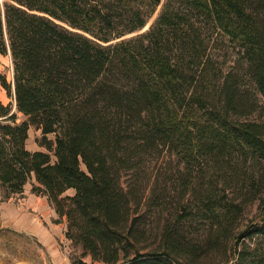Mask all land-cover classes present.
Here are the masks:
<instances>
[{
  "label": "trees",
  "instance_id": "obj_1",
  "mask_svg": "<svg viewBox=\"0 0 264 264\" xmlns=\"http://www.w3.org/2000/svg\"><path fill=\"white\" fill-rule=\"evenodd\" d=\"M0 55V188L72 264H264V0H0Z\"/></svg>",
  "mask_w": 264,
  "mask_h": 264
},
{
  "label": "rangeland",
  "instance_id": "obj_2",
  "mask_svg": "<svg viewBox=\"0 0 264 264\" xmlns=\"http://www.w3.org/2000/svg\"><path fill=\"white\" fill-rule=\"evenodd\" d=\"M10 68V58L0 55V73H8ZM0 100L5 104L11 101L1 84ZM19 117L20 122L22 115ZM249 120L264 121V111L253 114ZM49 139L54 138L49 136ZM41 141L42 133L32 129L28 150L46 152L40 146ZM34 185L35 179L27 184L23 194L15 196L8 195L0 188V263L72 264L71 254L80 253L81 249H73L66 239L67 219L57 214L56 206L50 204L46 197L33 191ZM74 194L75 191L70 190L65 196ZM240 223L242 229L261 223L258 206H249Z\"/></svg>",
  "mask_w": 264,
  "mask_h": 264
},
{
  "label": "crops",
  "instance_id": "obj_3",
  "mask_svg": "<svg viewBox=\"0 0 264 264\" xmlns=\"http://www.w3.org/2000/svg\"><path fill=\"white\" fill-rule=\"evenodd\" d=\"M38 198V197H37ZM47 199V198H46ZM35 230H36V228H35ZM38 237V236H37Z\"/></svg>",
  "mask_w": 264,
  "mask_h": 264
},
{
  "label": "built area",
  "instance_id": "obj_4",
  "mask_svg": "<svg viewBox=\"0 0 264 264\" xmlns=\"http://www.w3.org/2000/svg\"><path fill=\"white\" fill-rule=\"evenodd\" d=\"M1 264V263H0Z\"/></svg>",
  "mask_w": 264,
  "mask_h": 264
}]
</instances>
